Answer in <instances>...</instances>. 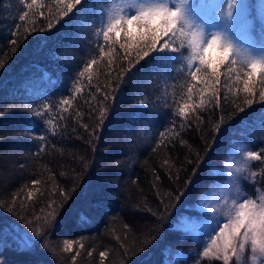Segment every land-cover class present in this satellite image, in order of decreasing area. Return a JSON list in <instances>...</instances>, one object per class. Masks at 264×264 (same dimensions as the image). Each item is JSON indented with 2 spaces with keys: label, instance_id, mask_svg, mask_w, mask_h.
<instances>
[{
  "label": "trees",
  "instance_id": "obj_1",
  "mask_svg": "<svg viewBox=\"0 0 264 264\" xmlns=\"http://www.w3.org/2000/svg\"><path fill=\"white\" fill-rule=\"evenodd\" d=\"M126 1L0 0V264H161L233 141L264 191V24L195 58L187 0Z\"/></svg>",
  "mask_w": 264,
  "mask_h": 264
},
{
  "label": "rangeland",
  "instance_id": "obj_2",
  "mask_svg": "<svg viewBox=\"0 0 264 264\" xmlns=\"http://www.w3.org/2000/svg\"><path fill=\"white\" fill-rule=\"evenodd\" d=\"M163 1L125 3L130 10H142ZM192 1L183 2L180 13L186 20L197 18L185 26L191 50L197 52H191L193 57L216 46L233 51L242 62L251 64L243 57L251 59L257 53L253 45H260L254 40L251 25L254 16L264 24V0L253 1L251 15L248 0H196L190 14ZM215 40L217 43L212 42ZM254 157L245 143L232 142L228 156L211 170L212 182L185 205L191 213L180 212L171 223L182 236H189L193 246L167 250L161 264H198L203 259H217L224 264H264V191L252 185L250 163Z\"/></svg>",
  "mask_w": 264,
  "mask_h": 264
}]
</instances>
